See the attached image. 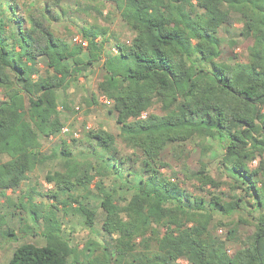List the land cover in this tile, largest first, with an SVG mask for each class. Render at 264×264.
Instances as JSON below:
<instances>
[{
  "label": "trees",
  "instance_id": "1",
  "mask_svg": "<svg viewBox=\"0 0 264 264\" xmlns=\"http://www.w3.org/2000/svg\"><path fill=\"white\" fill-rule=\"evenodd\" d=\"M63 1L0 0V156L7 157L0 163L1 193L18 189L48 160L41 152L43 143L64 128L58 93L102 63L98 90L112 101L120 133L89 132L88 139L95 142L92 153L101 161L78 159L63 148L61 169L45 177L56 188L58 205H77L89 227L96 212L82 203L84 196L58 202V195L88 192L95 178H101L96 187L103 196L102 230L112 244H95L86 263L264 264V0H78L80 14L93 21L80 28L86 48L71 47L53 29ZM107 6L132 36L124 42L111 34L114 55L105 50L109 29L100 25L111 19ZM233 15L241 17L240 36L251 45L245 60L233 56L227 63L221 60L220 33ZM42 59L47 78L38 76ZM118 141L144 157L140 180L126 186L135 193L123 205L115 204V189L103 188V178L112 174L104 152L118 155ZM189 141L202 156L211 150L215 159L221 154V165L237 175L230 199L210 191L225 183L206 163L195 170L183 164L182 185L175 179L179 172L163 174L167 164L161 154ZM219 141L221 148L212 149L211 143ZM255 160L258 165L251 168ZM188 181L194 190L183 187ZM237 212L251 219L219 223L228 229L224 237L215 235L214 215L233 217ZM242 224L254 227L247 240L239 236ZM5 233L15 235L13 229ZM44 237L43 246H19L9 264H70L71 257L78 263L76 250L59 233L50 230ZM229 242L237 245L232 254Z\"/></svg>",
  "mask_w": 264,
  "mask_h": 264
},
{
  "label": "rangeland",
  "instance_id": "2",
  "mask_svg": "<svg viewBox=\"0 0 264 264\" xmlns=\"http://www.w3.org/2000/svg\"><path fill=\"white\" fill-rule=\"evenodd\" d=\"M77 2L78 0H64L61 4L62 10L57 11L58 20L53 23V29L64 36L71 47L78 46L73 42V39L76 36H82L80 28L93 23L92 19L80 14ZM109 11L112 13L111 19L109 21L101 20L100 25L109 29L105 50L107 53L114 55L116 49L114 40L110 39L111 34H115L124 42H129L132 36L119 15L113 11L112 7L107 6L105 13ZM242 25L241 17L233 15L231 25L222 29L220 33L223 43L222 61L232 63L230 61L233 56L241 60L246 59L247 49L251 45V41L240 36ZM39 68L40 73L38 76L47 78L50 73L46 68L44 59L40 60ZM103 77L102 63L96 64L93 69L78 75L77 78L74 77L67 89L58 93L59 111L64 123L63 129L67 131L62 130L56 137L44 141L41 152L48 160L34 172L29 173L27 180L18 189L4 190V194L0 190V264H9L14 251L25 243L38 246L45 245L44 234L50 230L59 233L76 250L78 263L75 262V258L71 257L70 264H87V258L93 254L92 250L97 247L95 244H112L111 237L102 230L105 217V213L101 208L103 196L101 190L96 187L101 178H95L89 191H86L87 193L84 190H77L58 195V202H64V199H67L69 195L82 194L84 196L82 203L96 212L95 223L92 227L86 225L85 218L81 212L76 210L77 205L74 203L67 207L58 205L54 197L57 195L55 186L45 180L48 172L61 169L60 160L63 158L61 155L63 148L71 150L78 159L89 160L94 164L101 161L98 155L96 156V152L92 153L95 142L88 139L89 132H92V135L100 131L107 132L115 137L119 135L117 116L115 113H111V110H113L112 101L98 90V84L103 80ZM92 98L96 100V103H93ZM0 100H3L2 93H0ZM142 115L145 116L142 118H146L147 113ZM88 141L91 142V145ZM211 145L212 149L216 148L217 150L221 148L222 143L220 141L218 143L212 142ZM118 148V155L108 151L104 152L106 157L109 158L108 161L105 160V167L112 174L103 178V188L106 192H109L112 188L115 189L117 191L115 204L123 205L135 193V190L126 191V186H132L129 184L130 182L136 183L140 180L144 157L141 151L131 150L120 141H118ZM96 151L97 153L101 152ZM211 151L206 156H202L200 149L192 141L180 146L173 145L161 154V160L167 164V167L161 171L167 176H171L173 172H179L180 175L175 179L179 178L176 181L182 185L184 181L181 174L183 164H187L195 170L200 168L201 163H206L209 165L212 175L225 183L220 189L209 188L210 191L217 194L222 193L221 196H228L227 199H230L232 194L230 184L237 179V175L221 165V154L218 153L219 157L215 159L212 155L214 152ZM6 160L7 157L0 156V163ZM257 165L258 160H255L251 162L250 167L255 168ZM129 173H132V175L128 176ZM237 185L245 188L243 184L238 183ZM183 187L191 191L194 190L193 184L189 181L184 182ZM236 192L240 195L245 194L243 189H237ZM196 194L199 193L196 192ZM53 205L58 208L53 207ZM33 210H37L39 214L34 213ZM50 215L54 217L52 222L47 220ZM214 218L212 225L214 234L221 237L225 236L228 227H221L218 225L219 223H235L240 218L251 219L244 212H237L233 217L216 213ZM8 229L15 231L14 237L6 235L5 232ZM253 232V226L240 225L239 236L241 240H247V236ZM227 246L230 254L237 249V245L233 242H229ZM179 264L187 263L183 260V263Z\"/></svg>",
  "mask_w": 264,
  "mask_h": 264
},
{
  "label": "built area",
  "instance_id": "3",
  "mask_svg": "<svg viewBox=\"0 0 264 264\" xmlns=\"http://www.w3.org/2000/svg\"><path fill=\"white\" fill-rule=\"evenodd\" d=\"M73 42L76 45L82 46L84 48H86L88 46V42L84 38H82V36H76V37H74ZM142 117H145V116L142 115ZM87 129H89V128H87ZM63 131H67V130L66 129H63ZM181 262L183 263V260H178V263H181Z\"/></svg>",
  "mask_w": 264,
  "mask_h": 264
}]
</instances>
